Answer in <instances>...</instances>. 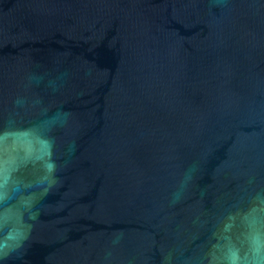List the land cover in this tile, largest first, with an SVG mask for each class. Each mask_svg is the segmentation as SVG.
I'll return each instance as SVG.
<instances>
[{
  "label": "water",
  "instance_id": "95a60500",
  "mask_svg": "<svg viewBox=\"0 0 264 264\" xmlns=\"http://www.w3.org/2000/svg\"><path fill=\"white\" fill-rule=\"evenodd\" d=\"M0 264H264V0H0Z\"/></svg>",
  "mask_w": 264,
  "mask_h": 264
}]
</instances>
